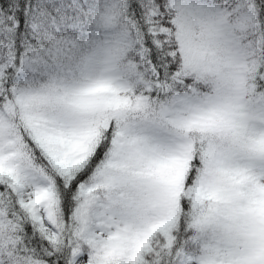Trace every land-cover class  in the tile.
Returning a JSON list of instances; mask_svg holds the SVG:
<instances>
[{
  "label": "snow or ice",
  "instance_id": "obj_1",
  "mask_svg": "<svg viewBox=\"0 0 264 264\" xmlns=\"http://www.w3.org/2000/svg\"><path fill=\"white\" fill-rule=\"evenodd\" d=\"M0 264H264V0H0Z\"/></svg>",
  "mask_w": 264,
  "mask_h": 264
}]
</instances>
